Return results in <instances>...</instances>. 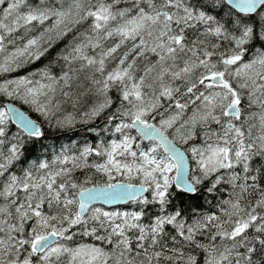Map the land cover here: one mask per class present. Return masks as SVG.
Here are the masks:
<instances>
[{
	"label": "snow or ice",
	"instance_id": "6c2138e0",
	"mask_svg": "<svg viewBox=\"0 0 264 264\" xmlns=\"http://www.w3.org/2000/svg\"><path fill=\"white\" fill-rule=\"evenodd\" d=\"M0 76V264H264V0H0Z\"/></svg>",
	"mask_w": 264,
	"mask_h": 264
},
{
	"label": "trees",
	"instance_id": "16d2710c",
	"mask_svg": "<svg viewBox=\"0 0 264 264\" xmlns=\"http://www.w3.org/2000/svg\"><path fill=\"white\" fill-rule=\"evenodd\" d=\"M0 100H2V98H0ZM17 106L20 107L26 113L28 112V110L23 105H20L17 103ZM28 114L31 115L33 118H35L34 114H32V113H28ZM80 136H81V134L78 132H70V133H66V134L55 133V132L53 133V139L61 140L63 143H70L71 142V140H69L68 137H71L73 140H78V139H80ZM121 208H122L121 210L131 209L130 206H124Z\"/></svg>",
	"mask_w": 264,
	"mask_h": 264
},
{
	"label": "rangeland",
	"instance_id": "374dc122",
	"mask_svg": "<svg viewBox=\"0 0 264 264\" xmlns=\"http://www.w3.org/2000/svg\"><path fill=\"white\" fill-rule=\"evenodd\" d=\"M20 75V73H11V74H6L7 75V78H15L17 75ZM4 76H0V83H2L3 82V80H4ZM19 104V103H18ZM25 108H26V106H24ZM64 109H66L67 111H72V108H71V105L70 104H65L64 106ZM27 109V108H26ZM32 114H34V113H32ZM58 115H60V114H62V113H57ZM35 115V114H34ZM120 209H122L121 207H119ZM129 210H131V209H129Z\"/></svg>",
	"mask_w": 264,
	"mask_h": 264
},
{
	"label": "water",
	"instance_id": "95a60500",
	"mask_svg": "<svg viewBox=\"0 0 264 264\" xmlns=\"http://www.w3.org/2000/svg\"><path fill=\"white\" fill-rule=\"evenodd\" d=\"M106 208H111V207H116V206H105ZM118 207H122V206H118Z\"/></svg>",
	"mask_w": 264,
	"mask_h": 264
}]
</instances>
